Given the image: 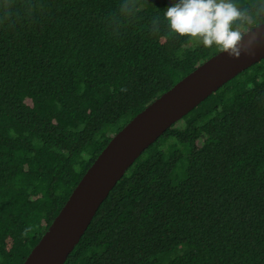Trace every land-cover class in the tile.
Listing matches in <instances>:
<instances>
[{
  "label": "trees",
  "instance_id": "trees-1",
  "mask_svg": "<svg viewBox=\"0 0 264 264\" xmlns=\"http://www.w3.org/2000/svg\"><path fill=\"white\" fill-rule=\"evenodd\" d=\"M179 0H0V264H23L112 138L222 51ZM231 4L240 38L264 0ZM64 264H264V59L167 129Z\"/></svg>",
  "mask_w": 264,
  "mask_h": 264
},
{
  "label": "water",
  "instance_id": "water-1",
  "mask_svg": "<svg viewBox=\"0 0 264 264\" xmlns=\"http://www.w3.org/2000/svg\"><path fill=\"white\" fill-rule=\"evenodd\" d=\"M263 59L264 23L150 103L99 154L23 264H64L103 201L141 154L207 97Z\"/></svg>",
  "mask_w": 264,
  "mask_h": 264
},
{
  "label": "clouds",
  "instance_id": "clouds-1",
  "mask_svg": "<svg viewBox=\"0 0 264 264\" xmlns=\"http://www.w3.org/2000/svg\"><path fill=\"white\" fill-rule=\"evenodd\" d=\"M237 15L231 4H218L216 0H179L165 12L173 32L202 37L205 46L215 43L222 50L234 48L239 39L237 33L230 30V23Z\"/></svg>",
  "mask_w": 264,
  "mask_h": 264
}]
</instances>
